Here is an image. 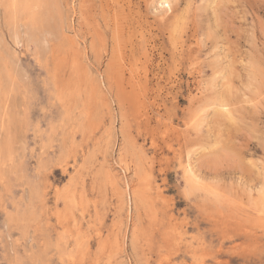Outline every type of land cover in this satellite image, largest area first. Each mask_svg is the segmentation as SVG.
<instances>
[{
    "label": "rangeland",
    "instance_id": "rangeland-1",
    "mask_svg": "<svg viewBox=\"0 0 264 264\" xmlns=\"http://www.w3.org/2000/svg\"><path fill=\"white\" fill-rule=\"evenodd\" d=\"M33 2L0 1V264H264V0Z\"/></svg>",
    "mask_w": 264,
    "mask_h": 264
},
{
    "label": "bare ground",
    "instance_id": "bare-ground-1",
    "mask_svg": "<svg viewBox=\"0 0 264 264\" xmlns=\"http://www.w3.org/2000/svg\"><path fill=\"white\" fill-rule=\"evenodd\" d=\"M0 1H2V2H4L5 4V7H6V9H11V10H14V11H16V9H18V5L20 4L19 2H21V1H24V2H27V3H30V2H32V3H34V4H36L35 2H33V1H35V0H0ZM41 2V1H40ZM23 3V2H22ZM34 4H31V6L32 5H34ZM165 4V3H164ZM28 5H30V4H28ZM24 6H26L27 7V4L26 5H24ZM22 7V6H21ZM34 7V6H33ZM36 7H37V5H36ZM38 7H39V5H38ZM40 8V7H39ZM5 9V8H4ZM20 10H21V8H20ZM23 10V9H22ZM25 10H27V9H25ZM32 9H31V7H30V10L29 11H31ZM35 10H36V8H35ZM20 12H23V11H20ZM27 11H24V13H23V15L26 13ZM32 13H30L32 16L34 15L33 14V12L34 11H31ZM14 14H15V12H13ZM37 13V12H36ZM39 13V12H38ZM54 14V13H53ZM27 15V14H26ZM9 16V15H8ZM7 16V17H8ZM29 16V15H28ZM37 16V15H36ZM43 15H41V17H42ZM54 16V15H53ZM11 18H13V17H11ZM15 18V17H14ZM31 18V25H34V23H35V21L37 20L36 19V17H30ZM56 18V17H55ZM58 19V18H57ZM10 20V19H9ZM30 21V20H29ZM57 21V20H56ZM27 23H28V21H26ZM37 22V21H36ZM45 22V21H44ZM56 23V22H55ZM51 24V23H50ZM53 24V23H52ZM57 24V23H56ZM55 24V25H56ZM13 25V24H12ZM28 25V24H27ZM36 25V24H35ZM38 25H40L39 23H38ZM43 26H44V24H43ZM45 27V26H44ZM51 27H54V25H52ZM35 28V27H34ZM46 29V28H45ZM47 29H49V28H47ZM32 30V29H31ZM16 34V33H15ZM15 38V37H14ZM222 104V103H221ZM223 105V104H222ZM223 107V106H222ZM224 109V108H223ZM223 114H225L224 112L222 113V116H223ZM225 121V120H224ZM189 162V161H188ZM191 166V165H190Z\"/></svg>",
    "mask_w": 264,
    "mask_h": 264
}]
</instances>
